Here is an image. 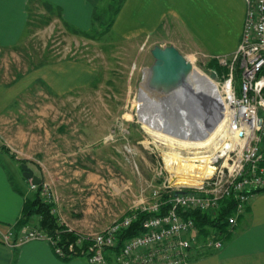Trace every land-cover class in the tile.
Returning <instances> with one entry per match:
<instances>
[{
	"label": "rangeland",
	"instance_id": "rangeland-1",
	"mask_svg": "<svg viewBox=\"0 0 264 264\" xmlns=\"http://www.w3.org/2000/svg\"><path fill=\"white\" fill-rule=\"evenodd\" d=\"M122 1L102 0L91 28L84 30L88 34L66 25L54 8L32 6L22 39L0 47V84L24 89L4 111L16 117L15 127L3 135V148L43 179L58 204V218L81 232L86 228L79 221H95L93 230L101 231L142 200L149 201L152 190L163 183L190 186L173 182L163 149L153 143L144 120L177 139L201 138L223 111L213 88L202 79L167 96L141 91L153 61L150 49L159 43L153 36L128 39L116 29ZM157 35L172 38L165 31ZM185 52L193 67L210 79L205 70L211 60L232 54ZM66 59L88 65L93 76L83 86L77 79L60 77L67 93L58 94L61 85L53 86L39 69ZM225 159L217 157L215 169ZM0 161L12 182L31 197L19 162L4 151ZM34 224L31 220L27 226Z\"/></svg>",
	"mask_w": 264,
	"mask_h": 264
},
{
	"label": "crops",
	"instance_id": "crops-1",
	"mask_svg": "<svg viewBox=\"0 0 264 264\" xmlns=\"http://www.w3.org/2000/svg\"><path fill=\"white\" fill-rule=\"evenodd\" d=\"M101 1L0 0V47L15 46L22 39L28 27L32 6L54 8L58 18L66 25L84 31L91 28ZM245 10V0H123L114 24L128 39L142 36L148 39L153 36L157 43L173 44L183 54L190 49H199L207 55H227L233 53L238 45ZM158 31H165L172 38H163L157 35ZM41 69L42 75L53 86L61 85L57 88L58 94L66 92L62 88L61 78L65 81L77 79L83 86L93 76L88 65L70 59L50 63ZM22 89L0 84V151L10 156V152L3 148V135L15 127L16 115L12 112L6 115L4 111L7 105L17 100ZM12 158L18 165L15 158ZM22 182L28 190H35L31 188L29 180ZM25 198L31 197L12 182L0 161V264H116L114 260L94 263L85 255H72L64 260L44 240H31L18 245L5 243V233L12 231L17 234L21 230L15 229L14 224L20 218ZM55 207L58 208L57 203ZM32 220L36 223L37 217ZM78 224L86 228V231L95 229L96 225L95 221L86 220ZM206 249H209L208 254L199 255ZM188 264H264V191L252 197L245 212L238 217L235 227L230 231V236L222 239L220 248L193 247Z\"/></svg>",
	"mask_w": 264,
	"mask_h": 264
},
{
	"label": "built area",
	"instance_id": "built-area-1",
	"mask_svg": "<svg viewBox=\"0 0 264 264\" xmlns=\"http://www.w3.org/2000/svg\"><path fill=\"white\" fill-rule=\"evenodd\" d=\"M246 10L240 40L230 56L217 57L226 68L217 81V94L221 97L228 113L229 129L237 139L225 154L223 164L200 185H171L163 183L154 188L149 201H141L130 212L114 219L101 231L78 232L76 246L90 241L88 257L94 263H104V250L116 242V234L131 225L138 210L159 212L145 218L142 231L123 242L114 256L116 264H188L193 247L220 248L222 239L215 229L203 234L196 224L194 212H208L217 209L226 196L234 195L237 204L229 215L228 229L232 231L238 217L245 212L246 205L258 190L264 189V0H245ZM126 154H131L125 146ZM31 188H35L31 185ZM41 195L55 202L46 184H42ZM166 195V196H164ZM190 211V216L185 215ZM31 240L48 241L55 254L66 257L58 238L38 226H25L15 236L12 231L3 235L7 244L18 245ZM70 249L73 246L70 245ZM85 250H73L80 255Z\"/></svg>",
	"mask_w": 264,
	"mask_h": 264
},
{
	"label": "trees",
	"instance_id": "trees-1",
	"mask_svg": "<svg viewBox=\"0 0 264 264\" xmlns=\"http://www.w3.org/2000/svg\"><path fill=\"white\" fill-rule=\"evenodd\" d=\"M122 1V0H121ZM96 15H94L95 17ZM79 32V31H77ZM83 34H88L85 31H82ZM209 70H214L217 75V80L221 78V75L225 72L226 68L218 63L216 60H211ZM262 151L264 154V136L262 138ZM12 157L15 158L14 155L11 154ZM17 162L23 161V159L15 158ZM21 170V168H20ZM42 184L37 185L35 190L33 191V195L31 198H25L23 203V208L21 211L20 218L14 224L15 229H22V227L27 226L30 224L33 217H37L36 226L39 228L45 229L54 237L58 238V244L63 248L65 254H70L64 257V260H67L72 256L73 250L79 251L85 250L83 254L80 253L81 256L89 257L92 252H86L89 250L91 246L90 241H84L81 246H76L75 242L77 239V235L73 231H69L67 227L59 221L57 214L53 212L54 203L47 201L42 195ZM264 191L258 190V192ZM166 196V195H164ZM237 204V199L234 195H229L221 199L219 202V206L217 209L208 212H194L193 217L196 220V224L199 227L200 231L203 234L209 233L210 229H215L218 233L220 238L226 239L230 236V231L228 229V222L227 219L229 215L234 213L235 207ZM128 211L127 213H129ZM162 211L159 212H151L148 210H138L137 216L131 223V225L127 228L120 229L116 234V242L113 246L107 247L104 250V257L105 260L113 261L114 256L116 253L119 252L121 246L125 239L134 236L136 234L141 233L142 231V222L145 218L160 214ZM185 215L190 216V211H188ZM18 234V233H17ZM17 234L14 233L16 236ZM70 245L73 246V249H70ZM209 253V249L202 250L201 256L206 255Z\"/></svg>",
	"mask_w": 264,
	"mask_h": 264
},
{
	"label": "bare ground",
	"instance_id": "bare-ground-1",
	"mask_svg": "<svg viewBox=\"0 0 264 264\" xmlns=\"http://www.w3.org/2000/svg\"><path fill=\"white\" fill-rule=\"evenodd\" d=\"M147 71L141 83V91L154 94L146 87ZM202 79L210 85L215 93L216 99L222 103V112L209 134L201 138L177 139L163 130L151 127L144 120L146 130L152 136L153 143L163 149V159L167 169L172 173L174 183L187 185H200L204 179L210 177L215 170L213 162L217 157L225 155L236 142L234 133L229 129L228 113L225 111L221 97L217 94L216 83L212 81L200 69L194 68L189 80L197 82ZM160 129V128H159ZM162 129V128H161Z\"/></svg>",
	"mask_w": 264,
	"mask_h": 264
},
{
	"label": "water",
	"instance_id": "water-1",
	"mask_svg": "<svg viewBox=\"0 0 264 264\" xmlns=\"http://www.w3.org/2000/svg\"><path fill=\"white\" fill-rule=\"evenodd\" d=\"M150 53L153 61L147 69L146 87L154 93L166 96L175 91L185 90L194 69L186 56L173 44H154ZM205 71L213 80L217 79L214 70ZM19 165L24 179L33 185L42 183L43 179L26 162L20 161Z\"/></svg>",
	"mask_w": 264,
	"mask_h": 264
}]
</instances>
